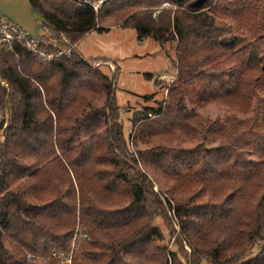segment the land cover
<instances>
[{"label":"trees","instance_id":"obj_1","mask_svg":"<svg viewBox=\"0 0 264 264\" xmlns=\"http://www.w3.org/2000/svg\"><path fill=\"white\" fill-rule=\"evenodd\" d=\"M30 1L46 20L39 53L73 49L48 61L0 41V264L50 258L73 243L81 254L72 264H264V0H108L97 9ZM113 17L169 60L172 48L183 82L135 117L134 139L201 136L195 148L162 142L131 151L118 71L106 75L102 60L77 49ZM194 96L252 114L201 120L185 104ZM212 141L220 143L205 145ZM155 170L173 182L163 193L154 190Z\"/></svg>","mask_w":264,"mask_h":264},{"label":"rangeland","instance_id":"obj_2","mask_svg":"<svg viewBox=\"0 0 264 264\" xmlns=\"http://www.w3.org/2000/svg\"><path fill=\"white\" fill-rule=\"evenodd\" d=\"M103 3H97V6L99 7ZM164 7L169 8V4H165ZM153 17L155 18V13ZM121 23L122 19L120 17L100 21V26L108 28V30L88 33L79 41L77 49L86 60H102L96 63L106 75L111 77L118 71L116 99L121 108L120 119L124 134L129 140L132 152H137L138 150L145 151L154 147L156 144L162 143L163 140H158L155 137L151 139L150 143H146L141 139L135 140L133 120L137 115H143L146 108L157 107L158 103L167 101L169 92L173 88L181 87L183 82H179V75L171 62V59L175 58V51L172 48L169 46L166 47V50L168 49L171 55L169 60L164 52L159 53L161 49L159 44L152 39L140 41L135 31L121 28ZM146 74L153 75L154 79L147 80L145 78ZM155 78L159 82L158 85L155 84ZM148 94H155V97L153 100L147 102L141 96ZM103 102L104 98L97 101V104L101 106ZM185 104L188 109L196 110L201 120H223L231 115L244 120L252 114L250 109H245L232 102L219 101L203 103L197 96L186 97ZM201 143L202 137L198 136L194 141L182 138L170 143H164V146H168V148L165 147L166 150H169V146L176 150H190ZM219 143V141H212L206 142L205 145L207 147H216ZM155 171L156 174L150 171V177L154 183V190L163 193L173 182L168 180L162 172ZM178 196L190 197L189 195L181 196V194H178ZM158 224L164 233L169 235V231L164 223L158 221ZM73 244L70 252L72 256L75 255L78 258L80 257L81 250H79V247L73 246ZM169 248L175 251L177 250L176 245H174V240H171ZM50 261L48 258H39L37 264H47Z\"/></svg>","mask_w":264,"mask_h":264},{"label":"water","instance_id":"obj_3","mask_svg":"<svg viewBox=\"0 0 264 264\" xmlns=\"http://www.w3.org/2000/svg\"><path fill=\"white\" fill-rule=\"evenodd\" d=\"M103 3L108 0H84ZM8 19L35 41L41 42L46 35V20L33 7L30 0H0V22Z\"/></svg>","mask_w":264,"mask_h":264},{"label":"built area","instance_id":"obj_4","mask_svg":"<svg viewBox=\"0 0 264 264\" xmlns=\"http://www.w3.org/2000/svg\"><path fill=\"white\" fill-rule=\"evenodd\" d=\"M88 4L93 5L95 9L98 8L97 3L87 2ZM156 16V15H155ZM0 41L11 44V43H17L28 50H30L33 53L40 54L43 59H46L48 61H52L54 58L61 57L63 55L69 56L71 54V51L73 47H70L67 50L60 51L56 55H46L44 53H39L38 50V41H35L30 36H28L26 33H24L19 27H17L15 24H13L8 19H2L0 22ZM74 246V244H73ZM71 251V250H70ZM49 260H55L58 261L59 264H72V254L71 252H56L54 251L51 254V257L48 258ZM27 262L30 264H37L39 262V258H36L35 256L28 254L27 255Z\"/></svg>","mask_w":264,"mask_h":264},{"label":"crops","instance_id":"obj_5","mask_svg":"<svg viewBox=\"0 0 264 264\" xmlns=\"http://www.w3.org/2000/svg\"><path fill=\"white\" fill-rule=\"evenodd\" d=\"M127 30V29H126ZM129 31H133V30H129ZM159 53H163V51L160 49ZM167 70V69H166ZM165 72V71H164Z\"/></svg>","mask_w":264,"mask_h":264}]
</instances>
